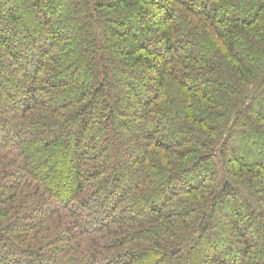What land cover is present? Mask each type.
Instances as JSON below:
<instances>
[{"label": "trees", "instance_id": "1", "mask_svg": "<svg viewBox=\"0 0 264 264\" xmlns=\"http://www.w3.org/2000/svg\"><path fill=\"white\" fill-rule=\"evenodd\" d=\"M0 264H264V0H0Z\"/></svg>", "mask_w": 264, "mask_h": 264}, {"label": "rangeland", "instance_id": "2", "mask_svg": "<svg viewBox=\"0 0 264 264\" xmlns=\"http://www.w3.org/2000/svg\"><path fill=\"white\" fill-rule=\"evenodd\" d=\"M13 43V42H12ZM12 45H15L14 43Z\"/></svg>", "mask_w": 264, "mask_h": 264}]
</instances>
